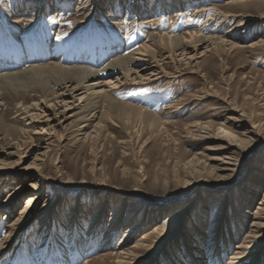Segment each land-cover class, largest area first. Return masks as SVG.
<instances>
[{
	"label": "rangeland",
	"instance_id": "374dc122",
	"mask_svg": "<svg viewBox=\"0 0 264 264\" xmlns=\"http://www.w3.org/2000/svg\"><path fill=\"white\" fill-rule=\"evenodd\" d=\"M40 1L0 0V19L7 21L21 5L32 8H24L23 23L12 32L21 47L44 38L69 53L87 47L90 56L101 44L122 46L124 56L149 44L151 32L228 36L212 53L165 60L158 76L113 92L118 102L147 110L151 119L145 124L122 106L111 115L117 125L107 124L91 140L85 132H70L74 112L63 103L47 110L52 121L41 116L33 123L23 115L19 101L29 107L39 102L40 89H27L35 85L25 86L23 98L5 97V123L25 133L14 142L0 136V242L27 198L36 195L38 201L3 264L38 258L114 264L112 255L136 246L135 264H232L238 247L251 242L255 256L246 264H264V234L248 241L264 199V7L228 6L244 0H100L96 15L81 10L90 0H51L58 10L41 14ZM154 18L150 27L146 22ZM6 29L0 20V46L8 47L16 42H8L12 33ZM238 42L239 49L230 45ZM253 43L259 45L250 49ZM113 55L93 62L103 65ZM72 57L67 65H74ZM0 58L6 60V53ZM49 60L28 58L17 68ZM41 107L32 112L41 115ZM41 131L48 133L33 134Z\"/></svg>",
	"mask_w": 264,
	"mask_h": 264
},
{
	"label": "bare ground",
	"instance_id": "6f19581e",
	"mask_svg": "<svg viewBox=\"0 0 264 264\" xmlns=\"http://www.w3.org/2000/svg\"><path fill=\"white\" fill-rule=\"evenodd\" d=\"M61 1L62 3H64L67 0H60L59 2ZM69 1H74V0H69ZM90 1L91 2H89V4L88 3L80 4L83 5L81 10L82 9L83 11L91 10V12L96 11V15L100 14L97 11L100 0H93V1L90 0ZM52 3L53 1L51 2V0L40 1L37 5V8L39 6L38 8L39 10L37 12H40L41 14H45L49 10H54V9L58 10L60 6L59 7L58 5L55 6ZM230 3L232 4L231 5L227 4L230 7H234L238 4H242V5L245 4V6L256 5L258 7H264V0H257V2L255 0H244L239 3H234L233 1H230ZM24 8L26 10L32 9L31 6L21 5L19 10L17 11L12 10L15 12V15H17V17H15L14 20L7 21V19L4 18L0 19L1 22L5 23V26H7L6 32L8 30L9 33H12L21 26V24L23 23L22 14L23 12L26 13V10ZM227 16L231 17V14H227ZM155 21L156 19L154 18L146 23L151 24L150 27H153L154 26L153 23H155ZM27 22L33 25L35 24V19H33V21L29 19L27 20ZM247 23L250 22L247 21ZM170 30L171 28H169V31ZM148 36L151 38L149 44H143L136 50H131L129 53H127L124 56L123 55L119 56L120 52L124 50L122 46H119L118 48H113L109 45L106 48H104L102 44L99 47H97V49L95 48L92 51V53L94 54L90 56L91 52L87 53V47L84 49L80 48L77 51L69 53L66 51L67 48H64L65 45L59 47L52 43L50 44V42L48 43V41L45 40L44 38H42L43 41L41 42V44L36 43L34 46H31L33 44H31V42L30 43L28 42L27 44L24 43L26 44V47H21V45L18 44V42H16V38L13 36V33L8 34L7 36L8 42L12 40L13 42L16 43L10 45L8 44V42H6V44L10 46L8 47L0 46V54L6 53V60L0 58V69L8 65L7 69L0 71V136H2L3 139H5L6 141L14 142V140H18L17 138H19V136L17 135L18 133L21 135L25 133L23 129L16 131L14 128L8 127L7 124L5 123V120L3 118V114H4L3 111H4V107L8 106V103H6L7 101H5L6 103L5 104L4 100L8 94H14L15 97L17 96L18 98L21 97L23 98L24 95L22 94H27L26 90L31 87L32 90L38 87V89H40L41 91V96L39 98L38 103H36L35 105H31L33 107L27 106L24 102H22V100L18 102L19 106L17 108H19L18 109L19 111H23L22 112L23 115H27L29 119L32 117L33 123L34 122L36 123L37 118H40L41 116H43L44 118L46 116L48 118L50 117L51 113L49 115H45L47 113V110L48 112L50 111L53 112V109H59L58 107L63 103L64 106H66L67 108L66 109L67 112H74L70 116L71 118L74 119L73 122H71L72 128L70 129L71 130L70 132L73 134L85 132L86 133L85 140L87 139L91 140L93 133L100 135L104 131V129L107 128V124H112L114 126L117 125L116 122L111 120V115L113 112L118 111V109H120L122 106L128 107L126 112H131L132 110L136 111L138 114V118L143 123L146 120L145 124H148V121L151 119L150 117L151 115L147 113L148 112L147 110H144L141 107H137L132 104L120 103L116 99H114L112 93L117 90H121L127 86L146 83L145 81L150 80L151 77L158 76L159 75L158 71L162 70L161 63L164 62L165 60H171L173 63H176L178 62L176 57L179 58V56L189 55L188 56L189 59L194 60L193 59L194 57L201 58L205 56L207 53H212L214 50L218 49L219 46L217 44H221L222 42H224L225 37H227L228 35H226L225 37L218 38L216 36L213 37L205 36L204 34H200L196 32L187 33L186 35L184 34L183 36H175V35L173 36L170 35L169 32L168 33L151 32ZM240 38L242 39V37ZM218 41L220 42L217 43ZM240 43L241 42H238V44L230 43V45L233 48L239 49V47L242 46L239 45ZM258 45H259L258 43H253L249 46V48L255 49ZM200 51L202 52L201 55H199ZM111 53L114 54L113 57L111 58V60L109 59L110 61L107 60L103 65H98L96 62H93L94 59H96L97 61H101ZM71 56H75V58L72 57L74 58L72 61V64L74 65L72 66L66 64L67 60H69ZM44 57L49 58L51 60L45 63L37 62V61L28 62L25 68L21 70L20 68H17V66L22 61L28 58L34 60H42ZM76 57L78 58L76 59ZM84 63H91V64L83 65ZM102 78H106V79L101 80ZM26 81L29 82L27 83ZM28 85H35V86H28ZM25 86H28L26 90L24 89ZM67 96H69V98L73 99L75 102L79 100L80 103L75 105L76 103L74 104L73 101L66 100ZM101 101H105L104 104L107 105L105 106L106 109L104 111L102 110L99 111V106ZM43 105H45L46 108L45 107L44 108L46 110L45 111L43 110L41 115L40 114L35 115L32 112L33 110L41 111L43 109V107L41 106ZM38 107H41L42 109H39ZM131 114L133 113L131 112ZM50 118L47 121H52V119ZM91 127L93 128V131L88 132V130ZM195 128H197L196 125ZM208 128H210V125L208 126ZM48 131L47 132L41 131L38 133L36 132L33 134H47ZM49 135H53V133ZM52 138L53 136L46 140L47 147H45V149L50 148L51 145L50 141ZM245 140L246 139H244L243 141ZM37 201L38 198L36 195L27 198L25 208L22 210V212H20L21 214L19 218H17L13 222V224L9 227L8 237L3 242L2 241L0 242V264H3L2 261L6 259V257L8 256L11 247L14 244V241L17 239L19 235L17 234L18 231L22 232L23 228H25L27 224L30 225L29 223L32 222V219L29 218L30 216L28 214L32 212L33 208L37 204ZM223 208L224 207H222L221 211H223ZM22 216H26L28 218V221H26L25 217ZM251 233L252 234L248 236V241H250L249 239L253 240L255 237H259L262 234H264V199L262 200L261 211L256 213L254 230ZM128 235L126 234V237L123 239L124 242L126 241ZM212 241H215V238H212ZM140 248L141 246H136L133 249L121 248L122 250L120 251V253H117L116 255H112V257H114L113 263L135 264L134 261L135 259L138 258L137 252L138 249ZM252 248H253L252 242L242 245L241 247H238L240 252L236 253V256L232 258V260L237 262L233 261L234 263L232 264H236L238 262L243 264H246V262L251 263L250 261L251 260L253 261L254 259L252 258H254L255 256V253ZM157 251L158 250H156V252ZM55 253H59L56 256L61 257L63 262V255H61L62 253L56 251ZM39 259L41 258L35 259V261L34 260L30 261L31 262L30 264H40V263L53 264L49 259L47 261L46 259H44L43 261H40ZM20 264H27V263L23 259ZM86 264H91V263L86 262Z\"/></svg>",
	"mask_w": 264,
	"mask_h": 264
},
{
	"label": "snow or ice",
	"instance_id": "6c2138e0",
	"mask_svg": "<svg viewBox=\"0 0 264 264\" xmlns=\"http://www.w3.org/2000/svg\"><path fill=\"white\" fill-rule=\"evenodd\" d=\"M29 167H31V165H29Z\"/></svg>",
	"mask_w": 264,
	"mask_h": 264
}]
</instances>
